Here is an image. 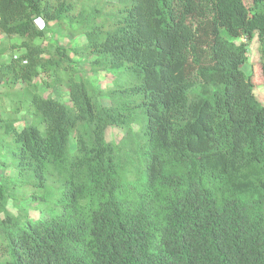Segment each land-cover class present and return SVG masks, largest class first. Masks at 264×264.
Returning a JSON list of instances; mask_svg holds the SVG:
<instances>
[{
    "label": "trees",
    "instance_id": "trees-1",
    "mask_svg": "<svg viewBox=\"0 0 264 264\" xmlns=\"http://www.w3.org/2000/svg\"><path fill=\"white\" fill-rule=\"evenodd\" d=\"M90 3L0 0V264H264V0Z\"/></svg>",
    "mask_w": 264,
    "mask_h": 264
},
{
    "label": "rangeland",
    "instance_id": "rangeland-1",
    "mask_svg": "<svg viewBox=\"0 0 264 264\" xmlns=\"http://www.w3.org/2000/svg\"><path fill=\"white\" fill-rule=\"evenodd\" d=\"M80 3H83L85 5V10H89L88 2L89 0H77ZM106 3L115 2L117 0H105ZM244 4L246 6L251 5V0H243ZM103 12V11H102ZM102 17V16H101ZM37 20L40 21L38 24L39 27L43 26V22L38 18ZM43 28V27H42ZM44 37L42 42L47 43L51 41H57L58 44L69 47V46H80L83 42H85V36L77 31V28L75 25L68 26V24L64 21V23L60 26L58 24H52L48 28L44 27ZM12 42H19V39L17 37H14ZM237 42L240 41H246L248 42V53H247V61L242 66V70L246 75H249L251 77V80L254 83V94L259 102L264 104V80L260 73V62L258 61V52H257V39L256 36L251 38L249 41L242 37L236 39ZM8 42V39L5 36H0V44H6ZM23 49H14L13 53L18 54ZM5 58L7 56H4ZM78 68L84 72L87 77L96 85H100L101 87L110 85L111 80H113V75L110 73L105 72L104 70H98L97 72H94L92 70L89 60L87 58L81 57L79 62L77 63ZM45 79V78H43ZM35 82H38L39 90L43 94H50L54 97L62 98L63 100H66L67 95L63 91H59L53 88H48L44 84H42L41 78H36ZM5 87L2 86L0 83V95L4 94ZM10 104L11 101L9 100L8 96H2L0 97V115L1 117H5L6 115H9L11 113L10 111ZM15 117H17V122L15 125L17 127H21L25 122L29 121V116L26 115L23 111L17 114H13ZM111 134L113 135L114 132H111V130L108 133V136L111 137ZM0 135H1V129H0ZM7 170V171H6ZM2 174H9L8 169H2ZM9 209L12 211H15V208L9 203L8 205Z\"/></svg>",
    "mask_w": 264,
    "mask_h": 264
},
{
    "label": "clouds",
    "instance_id": "clouds-1",
    "mask_svg": "<svg viewBox=\"0 0 264 264\" xmlns=\"http://www.w3.org/2000/svg\"><path fill=\"white\" fill-rule=\"evenodd\" d=\"M36 23H38V24H39V23H40V21L36 19ZM42 27H43V26H42ZM42 27H40V28H42Z\"/></svg>",
    "mask_w": 264,
    "mask_h": 264
}]
</instances>
